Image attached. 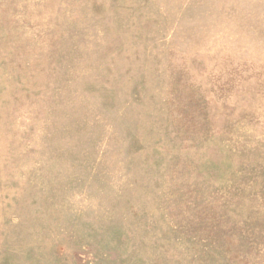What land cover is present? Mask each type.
I'll list each match as a JSON object with an SVG mask.
<instances>
[{
    "label": "rangeland",
    "instance_id": "rangeland-1",
    "mask_svg": "<svg viewBox=\"0 0 264 264\" xmlns=\"http://www.w3.org/2000/svg\"><path fill=\"white\" fill-rule=\"evenodd\" d=\"M0 264H264V0H0Z\"/></svg>",
    "mask_w": 264,
    "mask_h": 264
}]
</instances>
